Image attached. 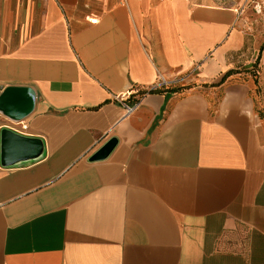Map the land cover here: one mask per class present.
I'll return each instance as SVG.
<instances>
[{
	"label": "crops",
	"instance_id": "0c3cea01",
	"mask_svg": "<svg viewBox=\"0 0 264 264\" xmlns=\"http://www.w3.org/2000/svg\"><path fill=\"white\" fill-rule=\"evenodd\" d=\"M8 88L0 264H264V0H0Z\"/></svg>",
	"mask_w": 264,
	"mask_h": 264
},
{
	"label": "water",
	"instance_id": "95a60500",
	"mask_svg": "<svg viewBox=\"0 0 264 264\" xmlns=\"http://www.w3.org/2000/svg\"><path fill=\"white\" fill-rule=\"evenodd\" d=\"M14 88H8L0 98V108L8 92ZM117 139H110L92 157V161L104 160L109 157L117 146ZM43 149V143L36 138L22 136L10 129H3L1 132V164L4 166L13 165L17 162L36 158Z\"/></svg>",
	"mask_w": 264,
	"mask_h": 264
},
{
	"label": "built area",
	"instance_id": "2783aa9c",
	"mask_svg": "<svg viewBox=\"0 0 264 264\" xmlns=\"http://www.w3.org/2000/svg\"><path fill=\"white\" fill-rule=\"evenodd\" d=\"M164 84H166V82L162 79L156 87H160ZM144 96V92L130 91L125 95L116 97V101L120 102L126 111V115L129 116L138 109Z\"/></svg>",
	"mask_w": 264,
	"mask_h": 264
},
{
	"label": "rangeland",
	"instance_id": "374dc122",
	"mask_svg": "<svg viewBox=\"0 0 264 264\" xmlns=\"http://www.w3.org/2000/svg\"><path fill=\"white\" fill-rule=\"evenodd\" d=\"M241 1H242V0H221V1H219V0H215L216 3H220V4H222V5H224V6H227V7H232V6L235 5L236 3L239 4ZM247 71L252 72L253 75H254V74L257 75V72L259 71L258 60H256V61H255V64H253L252 67L248 68ZM227 83H229V84H234V83H236V84H241V83H244V82H243L242 79L236 77L235 79H231V80H229ZM202 87H205V85H202ZM198 90H199V94L207 95V93H206V89H204V90H202V89H198ZM217 95H218V97H216V100L219 98L217 103L220 104L221 99H222V97H223L222 91H221V92L218 91V94H217ZM216 100H215V102H216ZM257 103H258V102H257V100H256V104H257ZM258 105H259V104H258ZM259 107H261V106L259 105ZM261 115H262V117H263V119H264V114L262 113Z\"/></svg>",
	"mask_w": 264,
	"mask_h": 264
},
{
	"label": "bare ground",
	"instance_id": "6f19581e",
	"mask_svg": "<svg viewBox=\"0 0 264 264\" xmlns=\"http://www.w3.org/2000/svg\"><path fill=\"white\" fill-rule=\"evenodd\" d=\"M194 107L197 109V118L202 120L204 117V105L197 99L194 102Z\"/></svg>",
	"mask_w": 264,
	"mask_h": 264
},
{
	"label": "trees",
	"instance_id": "16d2710c",
	"mask_svg": "<svg viewBox=\"0 0 264 264\" xmlns=\"http://www.w3.org/2000/svg\"><path fill=\"white\" fill-rule=\"evenodd\" d=\"M183 91V88H170L168 90H159V89H156V90H153L151 93H162V94H166V95H172L174 93H179V92H182Z\"/></svg>",
	"mask_w": 264,
	"mask_h": 264
}]
</instances>
